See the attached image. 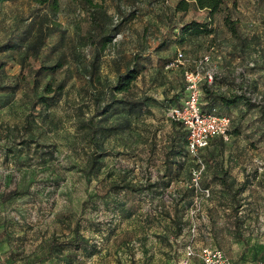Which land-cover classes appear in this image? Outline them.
<instances>
[{"label": "rangeland", "instance_id": "1", "mask_svg": "<svg viewBox=\"0 0 264 264\" xmlns=\"http://www.w3.org/2000/svg\"><path fill=\"white\" fill-rule=\"evenodd\" d=\"M178 1L0 3L5 264H177L191 243L232 264L264 261V0H223L215 13ZM193 21L211 32L185 34ZM203 55L215 73L204 108L233 125L193 157L169 110ZM130 69L137 79L115 92Z\"/></svg>", "mask_w": 264, "mask_h": 264}, {"label": "built area", "instance_id": "2", "mask_svg": "<svg viewBox=\"0 0 264 264\" xmlns=\"http://www.w3.org/2000/svg\"><path fill=\"white\" fill-rule=\"evenodd\" d=\"M210 61V56L203 55L196 69L186 72L185 94L169 110L170 118L178 122L186 131L187 149L192 156H198L200 151L207 148L211 140L216 137L229 139L231 118L218 111L215 106L204 108L202 102V81L205 79L212 82L215 76L214 72L207 69ZM193 173L194 184L198 186L202 170L195 169ZM202 191L204 195L209 196V189ZM193 259H198L202 264H232L223 250L210 246L197 247L192 243L186 245L183 256L177 264H192ZM0 264H5L1 258ZM253 264H264V261Z\"/></svg>", "mask_w": 264, "mask_h": 264}, {"label": "trees", "instance_id": "3", "mask_svg": "<svg viewBox=\"0 0 264 264\" xmlns=\"http://www.w3.org/2000/svg\"><path fill=\"white\" fill-rule=\"evenodd\" d=\"M7 1H10V0H0V3L7 2ZM81 1L84 3H92V0H81ZM39 2L41 4H48L52 9H57L59 6L60 0H39ZM222 4H223V0H179L176 5V9L177 11H180V12H187L191 7H195L197 9L208 10L212 13H215L216 11L219 10ZM183 31L185 34H190V35L209 34L211 32V30L208 29L206 24H202L196 21L187 23L185 26H183ZM55 68L56 66H53L48 69H50L51 71H54ZM138 75H139V71L137 69H130L128 70L126 74L120 75L119 80L116 86L114 87V91L121 93V92L129 90L131 83L137 79ZM210 95H211V92H210ZM210 97H212L211 98L212 101L220 100V103L226 106H230V100L226 99L225 96L212 93ZM116 102L125 103L128 106H130L132 109H138V110L140 109V111L142 109V105L139 102L126 101L123 99L116 100ZM104 111L105 110H101L99 113L102 114L104 113ZM225 115L229 116L228 114H225ZM90 124L92 126V129L96 131V123L93 120H91ZM232 125H233V121L231 118V128L229 131V137L232 134ZM186 139H187V133H186ZM214 140H219L221 142H224V141H228L229 139L225 140L224 137H216L212 139L211 142ZM187 153L189 154L188 149H187ZM198 156H193V157H198ZM218 181H220L223 184V188L225 189L227 193L228 192L230 194L233 193L234 195L237 192V190L234 189V183H228L227 176L218 177Z\"/></svg>", "mask_w": 264, "mask_h": 264}, {"label": "crops", "instance_id": "4", "mask_svg": "<svg viewBox=\"0 0 264 264\" xmlns=\"http://www.w3.org/2000/svg\"><path fill=\"white\" fill-rule=\"evenodd\" d=\"M228 183H230V180H228ZM218 186L219 187H223V184L220 182V181H218ZM228 195H230V193L228 192L227 193ZM138 242V244H139V242H141V241H139V240H137ZM199 246H203V245H199ZM138 250H139V248H138ZM149 253H151L150 251H148V250H146V254H147V256L149 255ZM144 256V253H143V251H141V253H139L138 252V257H143ZM142 260H143V258H141V260H135V264H141V262H142ZM198 260V259H197ZM197 260H192V264H196V261ZM199 261V260H198ZM200 262V261H199ZM200 264H202L201 262H200Z\"/></svg>", "mask_w": 264, "mask_h": 264}]
</instances>
